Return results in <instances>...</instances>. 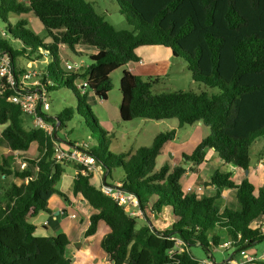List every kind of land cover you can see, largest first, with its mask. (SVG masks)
<instances>
[{"label":"trees","instance_id":"trees-1","mask_svg":"<svg viewBox=\"0 0 264 264\" xmlns=\"http://www.w3.org/2000/svg\"><path fill=\"white\" fill-rule=\"evenodd\" d=\"M132 30H117L88 0H0V20L8 23L0 35V53L12 57L20 79L27 63L48 60L41 77L47 92L64 82L78 99L77 109L66 108L53 117L45 115L58 132L72 121L76 111L86 117L82 105L89 94L107 101L112 90L110 75L125 68L121 78L120 118L150 121L177 120L178 129L202 124L210 135L190 154L184 164L167 161L157 167V159L177 130L160 133L152 146L115 155L100 144L92 147L97 163L107 178L120 168L125 174L124 189L139 198L146 218L170 208L174 222L164 231L151 224L138 227V218L129 215L115 200L94 184V174L83 168L73 182V195L82 196L96 211L90 217L86 237L97 233L105 222L110 233L102 242L112 264H201L190 247L206 253L230 242V259L264 242V185L250 178L237 183L232 172L217 170L207 183L213 193L187 192L182 179L189 168L199 172L213 151L225 164L245 172L251 170L253 144L264 136V0H117ZM33 13L51 42L35 34L24 17ZM17 18L12 25L9 17ZM14 44H19V47ZM89 46L95 53L78 51ZM164 46L185 62L193 80L210 91H174L155 94L159 79L144 80L128 69L139 62L137 50ZM69 48L90 63L78 71L61 68L60 53ZM25 59L26 65L20 62ZM83 81V93L76 86ZM0 145L9 154L0 157V264H74L68 260V236L41 237L31 220L48 212L50 199L58 194L68 166L56 163L55 143L43 129L28 126L21 107L10 100L14 91L1 92ZM218 89V93L211 90ZM36 147L38 156L27 158L30 168L15 165L14 152ZM186 165H189L187 167ZM116 178V177H115ZM225 189L236 190L237 206L222 207L218 200ZM178 241L184 245L180 249ZM210 257V256H208ZM264 264V261L257 262ZM220 264V263H219ZM222 264H228L225 261ZM252 264V263H250ZM256 264V263H254Z\"/></svg>","mask_w":264,"mask_h":264},{"label":"rangeland","instance_id":"rangeland-1","mask_svg":"<svg viewBox=\"0 0 264 264\" xmlns=\"http://www.w3.org/2000/svg\"><path fill=\"white\" fill-rule=\"evenodd\" d=\"M27 2V0H23ZM91 2L95 10L105 18L109 24H111L117 30H132V27L128 24L126 17L121 13V8L117 0H88ZM29 22V28L40 37L44 38L46 42H51V39L47 38L46 30L43 28L41 22L35 17L33 13H29L24 16ZM9 21L14 25L17 21L15 17H9ZM8 23H4L0 20V35L1 29H7ZM1 38V36H0ZM19 47V44H14ZM140 49H147L148 54L144 57L143 62L146 67L151 69V73H145L138 69L139 62L135 63L136 74L140 75L144 80H156L159 79L153 88L155 94L169 93L174 91H210L205 85L197 83L193 80V74L189 70L187 64L181 59L174 57L171 49L164 46H145L140 47ZM154 49V50H153ZM95 51L94 48L89 46H80L78 51L81 52H92ZM154 52V53H153ZM168 55V59L165 57ZM61 68L65 72H73L68 70L67 65L70 62L87 67L90 63L89 57L83 55L79 56L75 54L69 48L61 50ZM26 65L25 59H22ZM28 69H35L38 71H43L45 67L48 66V60H40L34 63H27ZM125 68H120L114 71L110 75L112 90L108 95V101L105 103L100 101L94 94H89L87 99V105H82L83 111L87 114L86 117L83 114H76L72 121L66 124L65 128L59 131V137L62 141L66 139L72 142H89L93 147L99 148L100 144L109 150L110 153L115 155H121L124 153L132 152L136 154L142 147L152 146L155 138L162 132H167L173 129L177 130L176 139L172 142L174 147L179 150H188L192 153L194 146L197 142L206 138L210 135L209 128L203 126L202 128L199 124L194 126H186L183 129H178L177 120H167V121H150L144 119H136L131 122H124L120 118V106L122 103V92H121V78L123 76V71ZM83 81H77L76 86L81 87L82 90ZM58 89L53 90L48 93L47 97L51 103L50 115L55 117L61 113L66 108L77 109L78 99L73 91H71L64 82H56ZM212 93H218V89L211 90ZM28 126H34L31 119L26 121ZM53 124V123H52ZM5 126L0 125V135ZM199 128H201L199 130ZM65 146V145H64ZM189 146V147H188ZM172 152V151H171ZM10 151L5 145H0V157L4 154H9ZM170 152H163L157 159V167H161L166 161L173 158L170 156ZM24 159L25 157L34 158L38 156L36 147H33L28 153L21 155ZM251 158V172L247 174L245 171H237L234 166L225 164L222 160L215 156H208L207 160L201 165L199 172H193L190 170L185 175L186 181L187 177L193 181L195 187L206 188V193H213V189L207 187L211 176L217 171L232 172L233 177L242 181L244 178L249 176H255L254 182L264 185V136L259 138L252 146L250 152ZM174 162L180 165L184 162L182 155L176 157ZM63 164L67 165V175L74 176L75 170L72 167H76V164L66 161ZM17 165V164H16ZM189 167V165H186ZM19 167V166H18ZM254 172L252 173V171ZM116 177H108L107 184H114L117 180H122L125 174L120 168H116L113 172ZM103 175V174H102ZM70 180L64 178L60 182V186L66 188L70 187ZM237 181V182H238ZM103 184V183H102ZM101 184V185H102ZM100 185V186H101ZM218 203L222 206H229L235 208L237 206L236 191L225 189L222 192L221 198ZM163 214L152 215L149 214V218L138 217V227L145 225H150L149 221L151 219V224L158 231H164L162 226L169 228L170 226V216L168 215L167 220L163 219ZM156 221L157 227L154 225ZM165 227V228H166ZM180 249H184V245L181 241H178ZM192 254L199 260L206 259L208 256H213V258L218 262L222 263L228 259L233 251L220 248H209L206 253L200 247H190ZM264 251V242L257 244L248 251L242 253L239 257L241 259H246L251 255L261 256ZM243 261V260H240ZM258 264V263H256Z\"/></svg>","mask_w":264,"mask_h":264},{"label":"built area","instance_id":"built-area-1","mask_svg":"<svg viewBox=\"0 0 264 264\" xmlns=\"http://www.w3.org/2000/svg\"><path fill=\"white\" fill-rule=\"evenodd\" d=\"M1 35H5V32L1 29ZM142 64V61L140 62ZM82 65L70 62L67 65L68 70L78 71L82 68ZM45 74V70L38 71L29 68L21 78L16 75L15 66L12 61V57L8 53H0V79L3 84L1 86V92L4 93L7 89L14 91L10 100L16 105L20 106L23 113L30 117L32 123L36 128L43 129L47 132L48 136L55 143L54 158L56 163H64L66 161L76 164L78 168H83L85 175L94 174L98 163L95 156L92 154V144L89 142H72L68 139L62 141L58 138V126L49 123L45 119V115H50L51 103L47 97L48 92L43 87L41 77ZM81 88V87H80ZM79 88V89H80ZM83 93L86 89L82 86ZM65 145V146H64ZM26 152L17 151L14 152L15 165L20 170L29 169L30 165L22 157ZM19 166V167H18ZM100 190L108 197L115 200L125 211L133 217H143V212L139 209V198L131 193H128L124 189L123 182H117L115 184L103 183L100 186ZM187 192H199L203 193V187H187ZM75 217V216H73ZM231 247L230 242L222 243L218 248L229 249ZM259 261H264V251L261 256L251 255L243 261H237L235 259H229L228 264H254ZM201 264H219L213 256H210L202 261Z\"/></svg>","mask_w":264,"mask_h":264},{"label":"crops","instance_id":"crops-1","mask_svg":"<svg viewBox=\"0 0 264 264\" xmlns=\"http://www.w3.org/2000/svg\"><path fill=\"white\" fill-rule=\"evenodd\" d=\"M24 16H26V15H24ZM152 47H154V46H152ZM62 49H65V48H62ZM95 52L96 51L93 50L92 52H88V53H95ZM137 54L140 58V61L138 64V66H139L138 69L140 71H143V72L148 73V74L151 73L152 70L149 69L148 67H146L145 63L143 62L144 61L143 56L145 57L148 54V50L139 48L137 50ZM165 59L166 60L168 59V55L165 57ZM141 61H142V64L140 63ZM135 63H131L128 65V69L130 71H132L134 74H136V72H137V70L135 69ZM136 75H138V74H136ZM107 101H103V102L106 103ZM199 126L201 128L203 127L202 124H199ZM201 128H199V130ZM57 135H58V138L60 139L59 132ZM201 141L202 140H200V142ZM200 142L198 141L194 147L196 148ZM172 144H173L172 142L167 144L165 149H164V152L169 151L171 153L170 156L173 158V160L169 159L170 162H172L173 165H177V163L174 162V159L176 157H178V156L180 157L182 155V158H183L184 153H186V154H190V153L188 152L187 148H186V150H179V149H176V147H178V146L174 147V145H172ZM26 153H28V152H26ZM210 155L217 157L213 151H210L208 153V156H210ZM182 164H184V162ZM227 165H229V164H227ZM72 168L75 170V175L69 177L67 175V171H66V174L63 177V179L64 178L71 179L70 180V184H71L70 187L67 186V184H66V186H65L66 188H63L59 184V189L67 196V198H64L58 194L54 195L50 199L49 204H48L49 211L48 212H41L37 217L33 218L31 220V222L36 226V234L38 236L51 237V236H56L60 233L66 234L70 240V244L67 248V255H68V258L71 259L74 264H112L108 253H106L102 248L103 240L110 233V228L106 225V223L103 221L100 222L97 233L93 236L86 237V231L88 230V228L90 226V217L96 211L91 207L90 203L87 200H85L82 196H80V195L74 196L73 195V182H74V179L76 178V176L79 172V168L77 166L72 167ZM234 168L239 172L241 171V169H238L236 167H234ZM251 170L248 173H250ZM253 172H254V170L252 171V173ZM185 177L186 176H184V178L182 179L183 187L185 189H187V187H190V186L196 188L193 184V181L190 178L188 179V177H187V181H186ZM247 178H250L253 182L255 180L254 179L255 176H253V175L249 176ZM63 179H62V181H63ZM237 181H238V179H237ZM117 182H122V181L117 180L114 182V184ZM102 183H107V175H106V171L103 169V167L98 164L97 169L94 173V184L98 188H100V185ZM237 183H240V181H238ZM254 183L257 184L258 186H263V185H260L256 182H254ZM208 188H210V187H208ZM161 214H163L164 220H167L168 215L170 216V219L168 221H170L169 226H171L174 222V218H173V215H172L170 208L165 207ZM73 216H75V217H73ZM156 224H157L156 221H154V225L157 227ZM165 225L166 224H164L162 226V228H164V230L168 229L167 228L168 226L166 227ZM239 256L240 255H238L235 258V260H237V261L245 260V259H241ZM229 259H230V257L228 259H226L225 261H228ZM202 260H204V259H202ZM202 260L199 259V261H202ZM224 262H222V263H224ZM222 263H220V264H222Z\"/></svg>","mask_w":264,"mask_h":264},{"label":"water","instance_id":"water-1","mask_svg":"<svg viewBox=\"0 0 264 264\" xmlns=\"http://www.w3.org/2000/svg\"><path fill=\"white\" fill-rule=\"evenodd\" d=\"M247 174H248V171H247ZM68 260L72 261L71 259H68Z\"/></svg>","mask_w":264,"mask_h":264}]
</instances>
